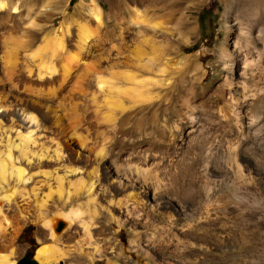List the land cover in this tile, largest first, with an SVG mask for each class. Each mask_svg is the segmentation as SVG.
Instances as JSON below:
<instances>
[{"label":"rangeland","instance_id":"obj_1","mask_svg":"<svg viewBox=\"0 0 264 264\" xmlns=\"http://www.w3.org/2000/svg\"><path fill=\"white\" fill-rule=\"evenodd\" d=\"M3 1L0 85H7V75L47 79L43 73L37 75L39 61L31 59L30 53L53 36L63 38L64 49L72 50L69 42L80 24L90 29L84 48L88 67L103 77L111 69L114 73L128 70L145 80L161 79L155 72L136 70L130 64L134 46L150 35L144 24H133L135 11L146 18L154 14L164 23V34L155 36L168 65L186 58L185 63L166 70L165 86L153 90L160 95L157 104L130 107L124 100L130 108L116 114L115 124H107L92 104L94 83L85 81L84 93L78 92L81 68L55 94L46 85L34 84L20 89L16 97L9 96L15 95L11 91L5 103H0V160L8 149L13 159V166H6L2 186L13 200L7 209L10 222L21 220L13 242L20 251L15 264L36 248L55 246L64 255L54 264H264V50L260 42L261 59L257 54L247 60L238 56L237 23L243 20L234 3L239 0ZM13 6L17 11H12ZM95 6L101 9L99 25L88 13ZM227 6L232 9L225 16ZM185 22L193 32L184 28ZM109 49V63L104 59L98 63ZM45 98L55 101L46 103ZM172 98V104L165 106ZM234 108L240 111V123L235 121ZM78 118H85L87 126ZM190 118L211 132L210 148H191ZM18 147L24 148L23 153ZM81 148L94 150L93 154L100 149L105 157L99 161L95 156L93 165L85 163ZM232 152L240 165L238 175L230 161ZM95 166L97 174L91 173ZM113 166L138 176L139 181L159 183L158 197L152 198L150 187H135L133 207L131 203L118 207L116 202L130 190L131 180L121 176L117 185ZM15 168L23 171L22 180ZM79 178L98 185L94 214L92 206L87 210L83 206L84 194L65 204V198L59 201L54 194L58 183L72 193ZM51 191L53 195L46 198ZM19 196L27 198L26 203ZM41 199L47 202V211L64 205L63 214L55 217L64 226L63 215L79 203L81 220L93 223L90 233L100 256L91 254L90 245L77 248L76 239L83 238L79 224L69 239L49 240L47 229L34 221ZM54 227L52 233L59 235Z\"/></svg>","mask_w":264,"mask_h":264},{"label":"bare ground","instance_id":"obj_2","mask_svg":"<svg viewBox=\"0 0 264 264\" xmlns=\"http://www.w3.org/2000/svg\"><path fill=\"white\" fill-rule=\"evenodd\" d=\"M4 2L5 1L0 0V11H2V9L5 6ZM231 7L232 6H227L224 12L225 16L229 14V11L232 9ZM234 7L236 10H238L237 12L240 14L239 17L242 18L243 20L237 23L238 32H237L235 44L237 45L238 56L240 58H244L245 60H247L249 56L251 57L254 54H257V57L261 59V57L259 56L261 55L259 54L260 47L258 45L261 42L262 43L261 49L264 50V0H239V2L234 3ZM16 8L17 7L13 6L12 11L13 12L17 11ZM88 13L91 16V18L94 20V22H96L97 25H99L98 23L100 22L101 9L95 6L93 10H88ZM143 15L140 14L138 11H135L132 22L135 25L144 24L147 30L149 31L150 35L149 37L147 36L148 37L147 39H142L140 45L134 46V48L132 49V58L130 59L131 61L130 64L136 70H144L146 72H149V71L155 72L159 74L160 78L162 76L161 79L155 80V81L154 79L145 80V79H141L137 77L138 75L136 76L134 72H131L128 70L114 73L111 69L109 70V76L103 77L97 70L95 71L93 70L92 67H88L85 63L86 60L84 59L86 55L84 53V48L86 47L87 40L90 37V29L87 28L85 24H80V25H77V29L74 34V39L71 41L69 40L70 41L69 43L70 45H72V48H73L72 50L68 51L64 49V45H63L64 43L62 41L63 38L60 39L56 36H53L49 39L47 38V40H45L44 43H42V45H40L37 49H35L33 52L30 53L29 56L31 59H36L39 61L37 75H40L41 73H43V75L45 74L49 76L47 77V79L33 80L31 77L28 78L25 76L7 75L8 77L7 85H0V93L2 97L0 99V103H3V104L5 103V97L8 96V94L11 91H14L15 95L9 94V96L16 97V95L20 94V91H19L20 89L28 90L32 87V85L34 86V84H39L41 85L40 87H42V85H46L48 92L51 91L50 92L51 94H55V90L56 89L60 90L62 84L65 83L66 80L68 81L69 77H71V73L75 72L74 70L77 71L79 68H81L80 73L77 75L79 78L78 92L84 93L83 91L84 89H82L81 86H82V83H84L85 81H88L90 84L94 83V85L96 86V90L91 92V102L92 104L96 105L97 109L99 110L98 112L101 115V118L106 123L107 122L110 123V121L114 123V121L116 120L117 113L122 114V112L123 111L125 112L127 108L133 107L135 105L147 103L146 106L151 107L157 104V101L160 98V95L158 92L153 91V90L157 86L158 87L165 86L163 75L165 74L166 70L168 68H176L175 67L176 65L185 63L186 58L185 59L181 58L179 59V61H175L173 63L171 62L172 64L170 63V65H168L167 59L161 54V48L159 47L156 41V36H155V34L157 33H159L160 35L164 34L163 32L165 29L164 23L156 19L157 17L156 18L153 17L154 14L153 16L148 17V18L144 17ZM184 28H186L189 33L193 32L194 30V28L191 26L190 23H186ZM230 35L231 34L228 33L226 38L227 39L230 38ZM110 51L111 50L109 49V51L103 56V58H98L97 60L98 63H100L99 62L100 59H104V61L107 62L111 57ZM223 56L225 58H228V56L225 53H223ZM107 63H109V61ZM225 64L227 66L230 65L224 62V65ZM237 66H239V62H236L235 67ZM118 80L122 84L118 83L119 82ZM241 92L242 93L240 97L243 100L245 98V94L242 90ZM99 97H103V99L101 101H98ZM228 99L231 103L234 102L231 94L229 95ZM44 100L46 103H53L55 101L52 98H45ZM124 100L128 101L131 106L130 105H128L130 107L125 106ZM172 100L173 98L170 99L167 103H165L166 105L165 104L164 105L167 107L170 106L172 104ZM161 106H163V103L158 104L159 108H161ZM232 113H233V116L235 117L236 123H240L241 122L240 111L237 108H234ZM29 116L30 118H32L31 115ZM166 118L168 119V116H166ZM190 119H191L190 120V124H191L190 132L194 134V136L192 137L193 140H192L191 148H210L213 142L212 141L213 135H211V132L204 130V127L201 124H199L198 122H194L192 118ZM78 121H80V123H83V125L87 126V120L85 118L83 119L78 118ZM107 129L109 130V128ZM21 147L20 148L18 147L17 151L18 149H21ZM230 148H234V147L230 146ZM22 149L20 150L21 153H23ZM65 149L68 150L70 148H65ZM81 149L83 152L82 159L85 163H92L93 165L95 156H97L100 159L99 161H102V159H104L105 157V152L100 150L99 148H98L99 149L98 152L95 150L96 151L95 154H93L94 150L88 151V149L86 148L85 149L81 148ZM87 154L90 156H87ZM229 157H231L230 161L232 162V166L234 167L235 172L237 173V175L240 174L241 169H240L239 163L236 161V155L233 153L232 156H229ZM12 161L13 159H12L11 151L10 149H8L5 153V157L0 160V264H15V258L20 254V251L13 246V242L15 239V235L19 231L21 220L19 219L18 221H16L14 225H12V223L10 222L8 218L7 209L10 207L13 200H12V197L9 191L7 192L3 190V186H2L3 185L2 183H4L5 181L6 166L7 165L13 166ZM118 167L113 166V171L116 174V177L119 178V180L117 181V185H120L121 176L124 177L125 180L126 179L131 180L129 181L130 190L124 194V197H121L122 199L119 198L118 201L116 202L118 207H120L121 203H122V206H124L125 208L129 205V203H131L130 206L133 207L136 201L135 197L137 196V193H135L137 191H134L135 187L136 188L138 187L139 189H143L144 187L149 189L150 187L152 198L154 197L156 199L158 197L159 195L158 184L159 183H157V185L156 184L154 185L151 183H147L144 180L139 181V178H137L138 176L132 175L131 177L130 175H126V173L121 172V170ZM96 170H97V167L95 166L92 168L91 173L97 174ZM15 175L18 178V180L19 179L22 180L23 171L20 168H15ZM74 184L75 185L73 186L74 188H73L72 193H68L69 191L67 192L63 188V185L61 183H58V186H56L55 188L56 191L54 192L55 196L57 197V200L62 201V199L65 198V201H64V204H65L72 197L76 198L79 194L81 195L84 194L86 201L83 206L86 207V210L88 209L87 208L88 206H92L93 209H90V208L89 209L93 212L92 214L96 213L94 204L97 200L98 193L95 189L98 185L94 186L95 182L92 181L91 179L83 180L81 178H79ZM51 195H53L52 191L49 192L47 196L45 195V197L50 198ZM19 197L21 198L22 202L24 201V203H26L27 198L25 199L22 196H19ZM46 203L47 202H44L43 199H41L40 203L37 204L38 206L36 205L37 218H35L34 221L36 223L41 222V225L47 229V232H45V234L48 236L49 240L51 239L53 242L54 241L56 242V241H60V239H69L71 235L73 234L72 231L79 224L81 227L80 230L83 234V238L76 239L77 248H81L83 245H90L92 246V252H93L91 254L94 256H100V251L98 250L97 243L92 238L91 233H90V227L93 225V223L89 221H87L88 222L87 223L81 220L80 213L82 212V209L79 203H77L75 206H72L69 209V211H67L63 215L64 216L63 218H65V221H66V226H64L65 228L63 227L64 229L62 228L63 230H61V233L59 235H54L52 233V228L57 223L55 222L56 221L55 217L63 214V212H60V211L64 205L62 204V206L59 209L57 207L54 209V206L51 204L53 206V209L56 211H50V210L47 211L46 206H45ZM12 208L14 209V207ZM88 216L90 217L91 215H88ZM88 216L87 218L91 220V217L89 218ZM8 229L12 232V236L8 235L7 233L8 231H6ZM55 247H49V248L41 247L35 251V259L38 260L39 264H54L59 257H62L64 255L59 249ZM108 264H114V263H108Z\"/></svg>","mask_w":264,"mask_h":264},{"label":"water","instance_id":"obj_3","mask_svg":"<svg viewBox=\"0 0 264 264\" xmlns=\"http://www.w3.org/2000/svg\"><path fill=\"white\" fill-rule=\"evenodd\" d=\"M63 227H64V222L58 221L54 227V232L60 233ZM36 250H37V248L34 250L33 254L26 255V256L22 257L21 259H19L16 264H38L34 258Z\"/></svg>","mask_w":264,"mask_h":264},{"label":"trees","instance_id":"obj_4","mask_svg":"<svg viewBox=\"0 0 264 264\" xmlns=\"http://www.w3.org/2000/svg\"><path fill=\"white\" fill-rule=\"evenodd\" d=\"M70 4H72V0H70L69 2ZM208 12V10H206ZM204 10H201V12L198 14V21L199 23H201V19H202V14H203Z\"/></svg>","mask_w":264,"mask_h":264}]
</instances>
